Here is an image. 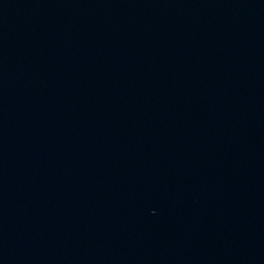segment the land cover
I'll return each mask as SVG.
<instances>
[{
    "label": "water",
    "instance_id": "1",
    "mask_svg": "<svg viewBox=\"0 0 264 264\" xmlns=\"http://www.w3.org/2000/svg\"><path fill=\"white\" fill-rule=\"evenodd\" d=\"M0 264H264V0H0Z\"/></svg>",
    "mask_w": 264,
    "mask_h": 264
}]
</instances>
